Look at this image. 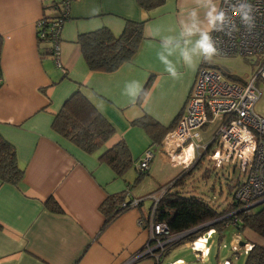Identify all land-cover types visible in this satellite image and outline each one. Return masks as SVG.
I'll return each mask as SVG.
<instances>
[{
    "label": "crops",
    "instance_id": "obj_1",
    "mask_svg": "<svg viewBox=\"0 0 264 264\" xmlns=\"http://www.w3.org/2000/svg\"><path fill=\"white\" fill-rule=\"evenodd\" d=\"M216 2L219 5V0ZM194 8L195 0H165L151 9L143 8L138 0H70L58 35L57 66L49 51L54 41L38 36L37 23L42 18L56 19L62 7L55 0H0V134L14 147L23 170L17 183L0 181V264H157L148 256L135 257L149 239L148 216L154 198L160 199L179 173L166 182H155L156 186L144 193L129 187L131 198L142 202L106 224L102 202L126 185L99 156L122 140L133 160L139 158L152 140L146 129L132 121L144 114L166 128L174 126L191 94L198 67L211 64L198 58L194 68H187L180 62L177 68L182 78L173 79L157 52L161 36L177 35L180 21H187ZM197 10L203 20L204 9ZM127 21L143 24L144 38L132 59L113 71L91 70L78 35L106 27L119 36ZM157 29L161 35L153 37ZM131 81H138L149 94L146 103H133L124 94L125 84ZM76 89L84 92L114 128L113 135L92 152L52 127L54 115ZM207 127L201 136L210 141L214 127L206 133ZM163 139L156 143L154 157L166 163L160 149ZM179 159L169 164L179 165ZM151 162L145 175L154 170ZM226 173L230 180L227 166ZM53 201L56 209H52ZM139 219H144V225L138 224ZM229 227L233 231L227 245L223 239ZM209 229L196 238L205 239L203 263L209 261L215 243L231 256L246 255L253 243L264 246V237L249 228L240 231L233 220L221 239L216 228ZM205 232L213 244L207 242ZM231 256L216 264H233Z\"/></svg>",
    "mask_w": 264,
    "mask_h": 264
},
{
    "label": "built area",
    "instance_id": "obj_2",
    "mask_svg": "<svg viewBox=\"0 0 264 264\" xmlns=\"http://www.w3.org/2000/svg\"><path fill=\"white\" fill-rule=\"evenodd\" d=\"M55 1L62 7L61 15L53 20L42 18L37 25L38 36L42 40L54 41L49 51L59 66L58 35L67 16L70 0ZM250 2L255 9V28L251 32L244 28L239 16L233 14V9L224 0H219V6L226 10L239 30L231 37L223 32H214L213 35L217 41L218 54L225 57L260 54L261 67L251 80L242 82L227 77L217 66L202 63L197 69L191 94L182 112L160 143L167 164L180 158L178 162L181 169L177 174L193 166L202 157L210 158L214 170L229 167L232 196L240 205L237 210L226 214L232 216L236 211L264 201V115L255 112L259 99L255 81H264V0ZM232 3L235 4L236 0H232ZM209 124L214 127V134L210 141H205L201 131ZM149 146L137 166L144 171L149 169L156 143ZM154 199L148 216L149 239L135 258L148 256L157 264H170L165 260L172 249L169 246L183 238L185 232L172 234L165 222L155 220L154 211L159 198ZM138 202L134 199L131 205H137ZM233 222H239L235 215ZM138 224L144 225V219H139ZM189 244L194 256L202 260L207 250L198 246L197 239ZM183 261L181 258V263Z\"/></svg>",
    "mask_w": 264,
    "mask_h": 264
},
{
    "label": "trees",
    "instance_id": "obj_3",
    "mask_svg": "<svg viewBox=\"0 0 264 264\" xmlns=\"http://www.w3.org/2000/svg\"><path fill=\"white\" fill-rule=\"evenodd\" d=\"M164 1L138 0L139 4L145 9L154 8ZM142 25V22L127 21L123 32L119 36L113 35L106 27L78 35L77 42L81 47L88 67L91 70L113 71L123 62L131 60L141 40L144 38ZM1 47L2 38L0 37V53ZM132 123L142 126L148 131L152 140L151 144L159 143L168 129L172 127H164L147 114L134 119ZM52 127L60 135L77 144L86 152H92L101 148L104 142L114 133L111 123L92 104L81 89H76L65 100L61 109L54 115ZM99 158L110 165L116 176H122L135 162L122 140L104 149ZM204 158L202 157L196 164L181 171L171 180V185L168 186L156 203L154 211L155 220L165 222L172 234H180L191 228L215 220L209 225H205L183 237L186 241H192L200 236L202 231L209 228H216L219 233V239H221L224 228L228 223L232 222L235 215L239 219V222L236 223L237 229L242 231L244 228H249L264 237V201L251 208L236 211L233 216L227 215L224 217V215L240 207L233 196L231 195V199L223 205L222 203L215 202L213 199L211 200L209 198L211 196H209L206 190H198L195 187L194 181L198 179V176L195 174L198 170H201L200 167ZM209 167H205L199 177L208 178L211 170L219 180L218 172H215L211 165ZM146 172L137 168V176L134 182L140 181ZM22 176L23 170L17 164L14 147L0 134V181L17 183ZM190 182L192 185H190ZM166 185L167 183L163 186ZM227 187L229 194H232L233 187L228 180ZM128 188L129 184L126 185L123 191L107 196L102 202L100 209L106 216V224L131 207V202L134 199L131 198ZM140 201L142 202V200ZM54 202L51 203L53 204L52 209H56ZM181 239L174 241L170 244L169 248H173L184 242ZM243 264H264V246L253 243L245 255Z\"/></svg>",
    "mask_w": 264,
    "mask_h": 264
},
{
    "label": "rangeland",
    "instance_id": "obj_4",
    "mask_svg": "<svg viewBox=\"0 0 264 264\" xmlns=\"http://www.w3.org/2000/svg\"><path fill=\"white\" fill-rule=\"evenodd\" d=\"M209 63L212 66H217V68L227 77L235 78L242 82H247L251 80V78L257 73V71L259 70L262 64L260 54L249 57H237V56L225 57L220 54H217L212 58V60ZM255 84L259 91V99L255 105V112L259 115H264V81L261 79H257L255 81ZM210 128H212V126L209 124L206 133H208ZM166 134H164V137ZM144 152L139 157L140 159L143 158ZM155 153H157V151ZM134 158L136 165L138 166L140 159L135 156ZM152 160H153L152 165L154 166L153 168L154 170L152 172L149 171V174L144 175L140 181L134 182L135 177L137 176L135 162L126 170V172L122 176H118L117 180L119 182H122L124 185H128L129 183V187L135 189L137 193H144L147 191H151L156 186L155 182L157 183L166 182L181 169V165L179 162H178L179 165H176L175 163H170V164L162 163L161 161L157 162V156L152 158ZM210 165L212 167L214 165L211 164L210 158L208 159L204 158L202 160V166L200 167L201 170H198L195 174L198 176V179L194 181V185L198 190L201 189L204 191L206 190L209 196H211V197L208 196L211 200L213 199L215 202L222 203L224 205L226 202H228L231 199V195H232L231 193L229 194V189L227 187V180L229 179H226L227 178L226 176H228V173L226 174V166H223L222 168H218L216 170L213 169L215 172H218V177H220L219 180L215 177L214 175L215 173L211 172V170H210L211 174L208 178L204 179L202 177H199L201 171L205 167H209ZM222 173H224V175L221 176ZM190 185H192L191 182ZM148 203L149 202L146 199L145 205H148ZM232 231H233V227H229L226 231L225 240L223 239V242L226 243L227 245L229 244V238L231 237ZM204 234L205 237L207 238V242L213 244L214 243L213 239L210 236H208V233L205 232ZM181 240L184 242H181L180 244L173 247L169 251V254L165 258L167 262L172 264L174 263L185 264L184 261L181 263V258L184 257L185 259L189 260L190 264H216L217 260H222L232 255L231 252H229L227 249L223 248L222 246L219 247L218 244L215 243L212 246V248H210L209 251L210 254L208 256L209 261L203 263L200 260H195L191 252L188 250L189 245L186 243H189L191 241H186L185 238ZM198 242H200L202 244V247H204L203 243L205 242V239L203 236H201L198 239ZM207 245L208 244H205V247H207ZM231 258L233 264H243L245 259V254L244 255L236 254L231 256Z\"/></svg>",
    "mask_w": 264,
    "mask_h": 264
},
{
    "label": "clouds",
    "instance_id": "obj_5",
    "mask_svg": "<svg viewBox=\"0 0 264 264\" xmlns=\"http://www.w3.org/2000/svg\"><path fill=\"white\" fill-rule=\"evenodd\" d=\"M195 3L197 8L204 9V19H200L197 8H194L189 13L187 21H180L177 35L161 36L160 39L157 57L173 79L182 78L183 73L177 68L180 62L187 68H194L198 58L210 62L218 54L214 32H223L231 37L239 30L237 24L216 0H195ZM224 3L233 9L234 15L239 16L240 22L247 31L251 32L255 28V9L250 0H236L235 4L232 0H224ZM160 35L159 29L152 33L153 37ZM171 57H176V60ZM124 94L130 97L133 103L137 100L146 103L149 98V94L143 91L138 81L127 82L124 86Z\"/></svg>",
    "mask_w": 264,
    "mask_h": 264
},
{
    "label": "water",
    "instance_id": "obj_6",
    "mask_svg": "<svg viewBox=\"0 0 264 264\" xmlns=\"http://www.w3.org/2000/svg\"><path fill=\"white\" fill-rule=\"evenodd\" d=\"M205 225H206V224H201V225H199V226H196V227H194V228H191V229L187 230V231L185 232L184 235H186L187 233L193 232V231H195V230H198L199 228H202V227L205 226ZM198 246L202 247V244H201L200 242H198Z\"/></svg>",
    "mask_w": 264,
    "mask_h": 264
},
{
    "label": "bare ground",
    "instance_id": "obj_7",
    "mask_svg": "<svg viewBox=\"0 0 264 264\" xmlns=\"http://www.w3.org/2000/svg\"><path fill=\"white\" fill-rule=\"evenodd\" d=\"M194 85V84H193ZM170 264H172V263H170Z\"/></svg>",
    "mask_w": 264,
    "mask_h": 264
}]
</instances>
